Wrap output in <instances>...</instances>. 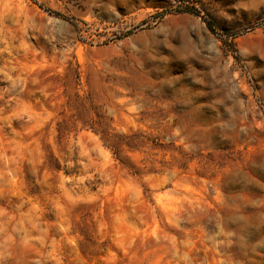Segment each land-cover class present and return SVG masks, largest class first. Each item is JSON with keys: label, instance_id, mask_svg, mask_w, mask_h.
Wrapping results in <instances>:
<instances>
[{"label": "rangeland", "instance_id": "1", "mask_svg": "<svg viewBox=\"0 0 264 264\" xmlns=\"http://www.w3.org/2000/svg\"><path fill=\"white\" fill-rule=\"evenodd\" d=\"M0 264H264V0H0Z\"/></svg>", "mask_w": 264, "mask_h": 264}]
</instances>
